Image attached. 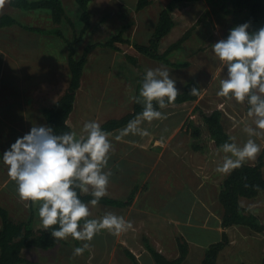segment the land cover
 Instances as JSON below:
<instances>
[{
	"label": "rangeland",
	"instance_id": "1",
	"mask_svg": "<svg viewBox=\"0 0 264 264\" xmlns=\"http://www.w3.org/2000/svg\"><path fill=\"white\" fill-rule=\"evenodd\" d=\"M10 1L6 0L4 7L0 8V17L10 15L19 22V25L0 27V101L2 105L0 123L6 122V129H9V124H14L18 127L14 133L13 130L11 133H6L10 137V142L14 143L18 137L28 133L34 125H47L43 113H37L32 107L35 104L42 103L44 101L41 99L42 97L45 99L46 105L49 106L48 108L52 107L56 101L54 100L56 99L55 97L63 93L68 86L70 82L68 41L74 40L75 37L81 34L85 23L81 19V10L76 0H62L67 16L72 20L73 25L67 20L61 25H55L49 10L24 11L13 7ZM171 1L149 0L150 4L138 11L137 4L139 0H93L89 4L92 20L91 28L83 35L82 40L76 44V57L82 55L86 46L95 42L107 41L122 31L125 25L128 26L124 32L125 38L130 39L132 43L148 44L158 23L161 11ZM232 7V3L229 0H192L181 3L176 7L173 12L176 25L162 40L159 51L163 53L188 30L194 28L191 38L185 43L184 47L170 56L172 62L175 63L190 62L191 65L189 67L174 68L167 66L162 62L138 53L134 46L129 44H118L121 47V51H114L104 47H98L93 50L84 71L82 86L78 91L74 110L68 120L72 131L80 134V130L86 121L96 120L102 126L109 120L118 119L130 113L135 102L132 97H136L141 75L145 74L146 69L164 67L169 70L170 76L176 80V87L179 92L190 81H195L202 87L199 103L197 105L191 104L189 110V114L198 113L199 117L198 119L196 116L195 119H188L195 121L197 119L199 126L204 129L203 135L200 138H195L191 134L184 137L185 140L183 141L185 142L183 143L188 144L190 148L193 145H199L203 149L210 148L213 157H220L221 154H217L218 147L211 139L208 126L204 122L205 116H203L211 115L214 110L218 109L224 112L223 122L232 136L237 138L238 143L242 144L245 142L248 137L242 131V128L245 124H252V119L247 116V101L238 103L234 98H225L217 95L219 81L224 77L226 70L212 52V44L222 38L226 39L229 30L235 24L234 14L230 12ZM20 25L35 27L40 31L28 30ZM54 29L60 30L62 36L53 33ZM128 55L137 58V67H134L135 65L128 60ZM51 91L55 93L53 97L48 96ZM22 102L27 103L28 107L26 110H24ZM196 106L198 109L194 110ZM165 123L167 124L160 123V132L164 139H166L165 137L174 122L166 121ZM187 127L188 125L185 126L186 129ZM20 128L22 129L21 131H19ZM119 130L112 135L114 139L111 137L115 148H125V151H127L129 148H140L139 145L146 143V139H144L146 137L133 135L123 138L124 141L127 139L133 144L127 145L128 143L116 141L115 135ZM254 139L261 146V154L264 150V133ZM4 140L2 138L0 144ZM159 144L161 147L164 146L162 143ZM5 150L6 148H4ZM139 153V150L138 152L135 151L129 157L138 158ZM204 154L207 155L205 152ZM260 154L255 160H252L254 164L257 163ZM129 157H126L122 162L125 171L128 172L130 169L137 172L138 175V179L131 186V189L133 190L136 185L138 188L140 187L139 189H142L145 182V188L149 191L146 194L144 193L145 195H143L139 205L148 206V209L154 213L158 211L153 209L155 200L164 201V199H167L166 193L160 191L164 189L163 186L166 187L164 183L157 184L156 188L153 187L155 179H159L155 178L156 175L160 174L162 179H167L163 176L170 177L169 179L173 181H179L180 179V183L183 182L185 183L184 186L188 187L196 183V168H193L195 174L191 173L189 165L186 166L182 163H177L174 166V174L173 172L165 173L166 171H163L160 167L153 177L145 181L146 173L149 170L148 165L138 159L132 162ZM0 174L4 175L6 179L9 178L7 166L2 159L0 162ZM227 177L228 175L217 173L212 182H209L210 184L207 186L210 187V191L204 207L201 203L192 201L193 198L189 189L181 194L179 200L175 202L168 201V204L163 207L165 209L163 213H171L174 219L184 221L190 217L192 226H181L180 229L181 233L187 237V241L194 243L192 244L193 251L198 254V256H194V261H196L194 264H202V259H204L210 245L221 241L223 238L216 231L206 229L203 225L209 218L207 206L215 204L219 207L220 214L222 213L223 208L218 199V194L221 185ZM9 194H11L10 199H3V196H0V205L13 214L12 219L17 221L22 219L28 222L32 218L30 213L32 212L35 213V220L32 225L33 230L42 227L37 215L38 204L33 205L30 203L29 207L31 208L26 212L27 210L24 207L29 202L20 201L16 192V184L12 180L9 181L4 191L5 196H9ZM123 195V199H127ZM127 195H130V190ZM258 198H262L260 203L264 202V191ZM257 199L241 198V203L243 202L242 205L248 210L254 209L253 212L256 214H264L263 203L260 205L262 206L261 208L255 206V203L259 201ZM176 206L183 207L176 209ZM108 210H116V208L102 204L91 207L92 217L90 218H98L101 216L99 211L106 212ZM26 213H29L28 216H25ZM212 223L211 226H217L215 222ZM145 227H141V231L134 235V239L140 246H144L146 250L144 239L151 237L149 228L145 229ZM149 227L150 229L156 228L155 225H150ZM250 233V228L245 226L230 228L228 235L234 242L222 252L226 257L225 263L222 259V253L219 263L259 264L264 257V239L245 237ZM153 235L157 236L158 234L153 233ZM178 235L179 233L176 232V237ZM163 236L170 243L168 230L165 231ZM136 242L135 244L132 243L134 248L137 247ZM150 242L159 250L156 246L158 245L157 242H155L156 245L153 240ZM82 243L69 237L54 249L43 250L34 247L24 250L23 256L36 264H133L132 260L126 255V250L132 251L136 256L139 252L137 249L118 245L116 236L114 238V235L102 230L95 235L90 242V248L83 255L73 257V249L82 246ZM160 243H162L161 246L167 245L162 240ZM194 261H187L184 264H191ZM141 262L142 264H156L149 252L141 259Z\"/></svg>",
	"mask_w": 264,
	"mask_h": 264
},
{
	"label": "clouds",
	"instance_id": "2",
	"mask_svg": "<svg viewBox=\"0 0 264 264\" xmlns=\"http://www.w3.org/2000/svg\"><path fill=\"white\" fill-rule=\"evenodd\" d=\"M5 3L6 0H0V8ZM251 26V21L234 26L226 39L212 44V52L226 70L217 95L234 98L238 103L247 101V116L252 119V124L242 128L248 137L245 142L238 143L235 136H230L217 149V154L223 155L215 171L223 175L255 160L261 152L254 138L264 133V26L250 31ZM190 94L198 95L199 89L192 87ZM178 95L176 80L167 68L146 69L139 96L132 97L142 104V111L119 130L115 140L129 135L148 136L150 133L142 125L165 119L158 108H167ZM112 135L96 120L86 121L80 134L72 131L57 134L51 126L37 124L2 155L20 201L38 204L37 215L43 229H51L50 235L55 240L71 237L83 242L73 249V257L83 255L102 230L119 236L133 228L131 221L111 211L90 218L91 207L108 194L113 176L108 167L115 151ZM82 195H90L92 199L84 202Z\"/></svg>",
	"mask_w": 264,
	"mask_h": 264
},
{
	"label": "trees",
	"instance_id": "3",
	"mask_svg": "<svg viewBox=\"0 0 264 264\" xmlns=\"http://www.w3.org/2000/svg\"><path fill=\"white\" fill-rule=\"evenodd\" d=\"M93 0H76L81 10V19L85 26L81 34L68 41L69 46V69L70 82L64 91L61 98L51 107L44 110L47 124L51 126L55 133H63L72 131L68 124V119L72 114L77 94L82 86V78L86 65L89 62L90 54L98 47L109 48L114 51H121L118 44L133 45L138 53L146 55L147 57L162 62L167 66L174 68H185L190 65L189 62L175 63L172 62L170 56L181 50L185 43L191 38L194 28L188 30L177 42L171 44L163 53L159 51L162 40L172 31L176 25L173 12L176 7L185 2L192 0H172L167 7H165L159 16L157 25L154 28L152 36L148 44L132 43L130 39L124 37V32L128 26H124L123 30L118 34L112 36L105 42H95L86 46L80 57H76L75 46L78 44L83 35L91 28V12L89 4ZM232 3L231 13L234 14V26L251 21L250 31L259 29L264 26V0H229ZM11 5L15 8L24 11L35 10H49L53 24L61 25L64 21H68L73 25L72 20L67 16L66 9L62 0H11ZM150 4L149 0H139L137 10L140 11ZM19 25V22L10 15H3L0 17V27H11ZM22 26V25H20ZM233 26V27H234ZM28 30H38V28L31 26H22ZM53 33L62 36L60 30H53ZM128 60L135 66H138V60L135 56L128 55ZM144 74L141 75L136 97L139 96V89ZM192 87L199 89L198 95H191ZM201 93L200 86L195 81L188 82L184 89L178 95L176 101L171 105H178L187 102L196 101ZM158 108V105H156ZM249 108V105H248ZM158 110H161L158 108ZM142 111V104L134 102L133 110L125 116L112 119L102 125V128L108 132H114L126 126L129 120L133 119L138 113ZM204 122L208 126L211 139L218 147L224 142L228 141L230 135L225 131L222 124V112L215 110L211 115H205ZM191 127L194 125L191 123ZM194 135L199 134V131L194 127ZM73 132V131H72ZM264 150L259 156L257 163L254 165L244 164L241 168L233 170L222 184V189L219 194V201L223 208L222 226L229 228L232 226H245L257 233L264 232V225L258 216L254 215L246 208H244L240 200L241 198L254 199L264 191ZM138 193L135 188L127 199H113L107 196L103 197L99 204L124 208L133 204ZM81 199L88 202L92 197L90 195H82ZM0 217L2 219V228L0 230V264H31V262L24 258L22 253L26 249L40 248L43 250H50L56 248L63 240H55L51 237V229L45 231L44 229L38 232L33 230V217L28 222H14L7 209L0 206ZM144 244L147 251L151 254L156 264H183L189 254V244L183 239H178L179 256L175 259L167 258L162 252L157 250L149 241L144 239ZM230 244L229 236L224 233L221 241L210 245L202 264H218V257L220 253ZM126 255L130 258L133 264H140L136 256L130 251L126 250ZM259 264H264V257Z\"/></svg>",
	"mask_w": 264,
	"mask_h": 264
},
{
	"label": "crops",
	"instance_id": "4",
	"mask_svg": "<svg viewBox=\"0 0 264 264\" xmlns=\"http://www.w3.org/2000/svg\"><path fill=\"white\" fill-rule=\"evenodd\" d=\"M4 55L6 56V54H4ZM134 67H137V66H134ZM198 85L200 86V89H201L202 88L201 85L200 84H198ZM63 93L59 94L58 97H55L56 98V99H54V100H56L55 103L61 98ZM54 94L55 93L51 91L48 94V96L53 97ZM45 98H46V96H45ZM41 99L44 101H42V103L35 104L32 107V109L34 111H36L37 113L38 112L43 113V116L46 119L44 110L48 109L49 106L46 105V103H45L46 101L43 97ZM0 100H1V92H0ZM198 103H199V97L196 101H193V102H187V103L178 104V105H171V106H167V108H165V109H161L160 111H163V113L166 116L165 119L155 120V121H152L151 123L145 122L142 125V127L147 129L148 132L150 133L148 136H146V138H144V139H146V141H145L146 143H144V145H139L140 148H129V150H127V151H125V148H115V151H114V153H112L111 159L109 160L108 167H109V169L112 170L113 176L110 179L108 194L106 196L109 198H113V199H123L122 194H124L123 196L128 197L129 195H127V192H129V190H130V193L135 188H137V190H138V193L135 197V200L131 206L124 207V208L113 207V208H116V210H108V211H111V212L115 213L116 215L123 216L126 220H129L132 222L133 228L128 230L125 233H122L119 236H116V241H117L118 245H124V246H127L128 248L131 247V249H137L139 251L137 254L138 257L132 251L131 252L136 256V258L140 264H142L141 259L145 255H147L148 251H147V249L146 250L144 249V246H140L135 241L134 235L136 233H138L139 231H141L140 229L142 226H146L145 229L149 228L148 230L150 231L149 233H150V237H151V238L148 237L149 241L153 240V243L155 245H156L155 242H157V244H158V245H156L157 248H159V251L162 252L167 258L175 259L179 256V254H180L179 253V244H178L177 239L183 237L187 241V237L185 235H183V233H181L180 227L181 226H185V227L186 226H192L191 225V219H190V217H188V219H186L184 221L174 219L173 215L171 213H166V214L163 213L165 210V209H163V207L166 204H168V201L175 202V201L179 200L181 197V194L183 192L187 191L188 189L190 190V194L193 198L192 201L195 203H201L202 206L204 207L205 201L208 199V193L210 191V187H208L207 185H209L210 184L209 182H212V179L215 178V176L217 175L215 168H216L217 164L221 162V157L223 155L222 153H221L220 157H218V158L213 157V155H211L212 152H211L210 148H207V149L205 148L206 149L205 150L202 147H199V145H193L194 148L193 147L190 148L188 144L183 143V142H185V141H183V140H185L184 137H187L191 134L195 138H200L203 135L204 129L202 127H200L199 126L200 124L197 122V119L199 117L198 113L189 114V110L191 108L190 105L191 104L197 105ZM22 105L24 107V110H26L28 107L27 103L22 102ZM196 108H197V106L195 107L194 110H196ZM220 111L222 112V124L225 128V131L230 136H232L231 132H229V130L226 128V126L223 122L224 112L222 110H220ZM1 113H2V105H1V101H0V114ZM195 116L197 118L196 121L188 119V118L195 119ZM203 116H205V115H203ZM4 121H6V120L4 119ZM166 121H171L172 123L173 122L174 123L172 124L168 135L165 137L166 139H164V137L161 135V132H160L161 131L160 123H164L166 125L167 124V123H165ZM46 122H47V119H46ZM5 123H3V122L0 123V141L2 138L5 139L2 142V144H0V147L2 148V150L0 148V162L2 159L3 152H4V148H6V150H7V149H9L10 145L12 144L10 142V137H8L6 135V133L7 132L11 133L12 130L14 133L15 129H18V127L14 124H9L8 125L9 129H6ZM191 123H193L194 127H196V129L199 131V134L198 133H197V135L193 134L194 127L193 128L191 127ZM68 124H69V121H68ZM186 125H188L187 129L185 128ZM21 130L22 129L20 128L19 131H21ZM118 130H116V131H118ZM116 131L112 132V134L116 133ZM112 138L114 139L113 136H112ZM125 140L126 141H124V139H122L121 141L125 144L128 143L127 145L133 144V143H130L127 139H125ZM163 140H165V141H163ZM159 143H162L164 146H162V147L159 146L160 145ZM215 145H216V143H215ZM138 150L140 152L138 158L129 157L131 155V153H133L135 151L138 152ZM204 152L207 155H205ZM126 157H129V160L132 162H135L138 159L139 161L145 162L148 165L149 170L146 173V180L145 181H148L151 177H153V175H155L157 173V170L160 167L163 171H166L165 173H171V172H173V168L177 163H182L186 166L189 165V169H190L191 173H194L193 168H196V172H195L196 174L194 173L195 177L197 178L196 183L193 184L191 187H188V186H184L185 183H183V182L180 183V179H179V181H175V180L173 181V180L169 179L170 177L163 176V177H166L167 179H162L160 174L156 175L155 178H159V179H155V184L153 187L156 188L158 186L157 184L164 183L166 185V187L163 186L164 189L160 190V191H163L166 193L167 199L166 200L164 199V201L155 200V202H154L155 207L153 209H156L158 211L156 213H154L152 210L148 209V206L144 207V206L139 205L140 200L142 199L143 195H145L149 190L148 189L146 190V188H145L146 186L144 185L145 182L142 186V189H139L140 187L138 188L137 185L133 187V190L131 189V186L133 184H135L136 180L138 179V175H137V172H135L133 170L131 171L130 169L128 172L125 171V168H124L122 162L124 161V159ZM246 164L254 165V162L249 161ZM263 173H264V168H263ZM173 174H174V172H173ZM228 176H229V174H228ZM10 180H11L10 177L8 179H6L4 177V175L2 176V174H0V196H3L2 197L3 199L4 198L10 199V197H11V194H9V196L4 195V191H5L6 187L8 186ZM128 186H130V188H128ZM221 189H222V185H221ZM221 189L219 191V194L221 192ZM145 190H146V192H145ZM219 194H218V199H219ZM260 195H261V193L259 194L258 197H260ZM258 197H256V199ZM261 199H259V201L257 203H255V206H257L258 208L262 207V206H260V205H262V203L264 204V202L260 203ZM30 203L31 202L27 203V206L25 204L24 209L27 210L26 212H28V210L31 208V207H29ZM240 203H241V200H240ZM242 203H241V205H242ZM0 206H2V205H0ZM180 207L182 208L183 206H176V209H179ZM255 209H257V208H255ZM253 210L254 209H251L248 211H250L254 215L258 216L259 219L261 220L262 224L264 225V217H263L264 214L263 213L256 214L253 212ZM108 211H106V212H108ZM8 212H9L10 217L12 219L13 214L9 210H8ZM207 212L209 214V218H211V219L207 218V220L205 221V225H203L204 228L216 231L217 233H219L220 235L223 236L224 233H226L228 235L229 229L232 227H235V226H232L229 228H224L222 226L223 211H222V213H221L222 215H221L219 207L217 205L214 204L211 206H207ZM30 213H31L32 217L34 218L33 219V224H34L35 213H32V212H30ZM104 213L105 212H103V211H99V215H101V216L104 215ZM28 214L26 213L25 216H28ZM220 215H221V217H220ZM12 220L16 223H20V222L25 221L22 219L20 221H17L16 219L15 220L12 219ZM212 222H215L217 226L216 227L211 226V224H213ZM150 225H155L156 228L151 227L152 229H150V227H149ZM1 228H2V219L0 217V230H1ZM42 229H43V227H40L39 229H34V231L38 232L39 230H42ZM166 230H168L170 243L167 241L166 237L163 236V234L165 233ZM175 231L179 233L178 237H176ZM106 233L110 234L107 230H106ZM153 233H156L158 235L157 236L153 235ZM124 234H126V235H124ZM124 236H126V238H124ZM247 236L252 237L253 239H264V232L263 233H257L255 231L251 230V233L249 235H246L245 237H247ZM114 238H115V236H114ZM229 238H230V244L226 248H228L234 242V240H232V238L230 236H229ZM161 240L163 242H165L167 245H162V246H164V247H162L161 246L162 243H160ZM135 242L137 243L136 248H134V245L132 244V243L135 244ZM188 244H189V254H188V257L184 263H187V261H194L195 260L194 256H198V254L195 251H193V248H192V244H194V243L191 241V243L188 242ZM221 253H220V255H221ZM22 255H23V253H22ZM220 255L218 257V264H220L219 263ZM222 255H223V253H222ZM23 257L28 259L31 262V264H36L34 261L30 260L29 258H27L25 256H23ZM222 259H223V262L225 263L226 257L224 255H223ZM202 261H203V259H202ZM194 263H196V261H194L191 264H194Z\"/></svg>",
	"mask_w": 264,
	"mask_h": 264
}]
</instances>
